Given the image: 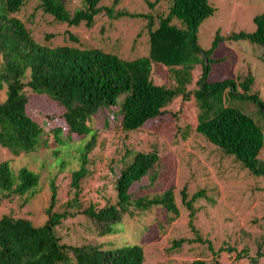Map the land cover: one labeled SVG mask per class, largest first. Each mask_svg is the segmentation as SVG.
<instances>
[{
  "label": "trees",
  "instance_id": "16d2710c",
  "mask_svg": "<svg viewBox=\"0 0 264 264\" xmlns=\"http://www.w3.org/2000/svg\"><path fill=\"white\" fill-rule=\"evenodd\" d=\"M162 1L169 3L168 12L157 15L158 24L154 27L149 14L117 10L118 0L110 7L100 6L101 0H80L72 12L62 0H0V204L7 201L24 208L41 189L42 173L26 165L15 168L16 160L51 151L59 172L77 162L76 169H69L70 198L61 212L55 210L57 186L49 178L51 195L41 226H34L30 219L17 216L13 210L0 216V264H144L143 247L138 243L113 249L89 241L63 242L57 228L65 220L80 217L81 238L89 239V231L84 232L88 224L90 236L97 240L117 233L116 225L126 217L152 208L163 209L169 222L178 217L172 188L151 198L138 197L134 189L144 180L149 179V187L157 179L160 157L154 147L127 150L121 159L110 162L108 180L115 190L113 203L86 207L80 198L82 181L93 174L94 162L89 154L96 146L100 129L110 122L124 133H133L164 115L176 120L178 113L169 108L178 98L195 99L198 134L251 175L264 177V162L259 159L264 131L233 105L236 100L255 97L253 100L264 114V101L249 94L253 77L248 75L240 84L232 78L210 81L211 65L216 62L213 52L221 42L246 40L256 47L254 57L264 62V11L253 17V32L223 36L217 31L211 47L203 50L197 42V30L215 11L208 0H146V4L151 10ZM38 13L43 21L50 18L53 23L69 27H92L95 17L102 14L109 19H147L149 53L125 59L99 48H83L69 43L78 42L70 32H66L64 45L39 43L34 38ZM174 19L183 28L173 25ZM153 65L164 66L176 85H156L152 80ZM199 67L197 88L188 91L192 71ZM94 118H98V126L91 127L88 122ZM179 133L186 138L187 133L177 127L176 134ZM180 195L195 238L175 240L172 248L184 242L204 243L212 251L210 242L193 225V204L204 197V191H197L188 199L183 188ZM260 249L251 262L264 259ZM223 251L230 253L235 248L228 245L213 253L217 256ZM243 258H248L247 249L236 253V260ZM191 264L207 263L196 260ZM210 264L219 263L214 258Z\"/></svg>",
  "mask_w": 264,
  "mask_h": 264
},
{
  "label": "rangeland",
  "instance_id": "374dc122",
  "mask_svg": "<svg viewBox=\"0 0 264 264\" xmlns=\"http://www.w3.org/2000/svg\"><path fill=\"white\" fill-rule=\"evenodd\" d=\"M72 12L80 0H62ZM154 1V0H149ZM114 0H101L100 6L110 7ZM215 9L212 16L205 19L197 30V42L203 49L211 47L217 31L223 36L233 32H253L255 25L253 17L264 11V0H208ZM117 10L126 9L130 13L149 14L153 18L154 27L158 24L157 15L168 12L169 3L160 2L149 10L146 0H118ZM28 12L31 8L26 7ZM37 16V26L34 38L39 43L52 46L64 45L67 42L66 32L75 35L78 42L69 43L83 48H99L107 53L116 54L125 59L148 55L147 19L116 18L109 19L105 15L95 17L92 27L81 25L69 27L53 23L51 19L43 21ZM173 25L183 28L178 20ZM47 35H53L47 38ZM256 50L246 40L230 44L224 41L218 44L212 59L210 81H221L232 78L240 84L248 75L253 77L249 94L258 95L264 101V62L257 60L253 53ZM200 67L192 71V81L187 85L188 91H193L195 82L199 79ZM152 80L156 85L174 87L176 84L170 72L161 65L152 66ZM238 91L242 92L240 87ZM236 100L233 105L251 117L264 131V114L257 101ZM257 100H259L256 97ZM169 110L178 113V118L170 115L158 117L148 122L143 130L124 133L112 123L105 129H100L96 137V146L89 154L94 162L93 174H89L81 183V201L84 206L97 204L103 206L107 201L114 202L115 190L108 180L109 164L117 161L127 150L157 149L160 157L157 179L149 185V179L139 186L134 185L138 197L160 195L168 188L174 192L175 204L179 215L173 221H167L163 209L156 207L126 217L116 225L117 233L95 240L90 236L89 225L84 232L89 231V239L81 238L83 228L80 217L68 219L57 228V234L63 242L82 244L86 241L100 243L107 248H120L138 243L143 247L144 264H191L200 260L207 264L214 258L219 264H264L261 258L257 263L251 262L256 257L258 248L264 253V177L251 175L233 158L225 156L217 147L205 140L195 131L198 107L193 96L189 101L176 99ZM120 118V117H119ZM98 118L88 122L96 127ZM177 127L186 132L183 139L181 133L176 134ZM75 156V155H74ZM77 157V154H76ZM76 159V158H75ZM264 162V146L259 154ZM51 151H44L37 157H24L14 162L19 168L28 166L31 170L41 172V189L21 208L19 203L0 204V216L13 210L17 216L31 220L34 226H41L45 221L44 211L49 205L51 190L49 178L57 186V203L55 210L61 212L64 203L68 201L70 170L76 169L77 162H72L63 172H59ZM120 163V162H119ZM43 164L45 166H43ZM119 165V164H118ZM90 166V165H89ZM186 188L188 199L197 191L203 190L205 195L198 199L193 207L196 210L193 225L199 235L209 241L208 244L187 243L172 248V242L179 239L192 240L195 234L189 226V212L181 199V190ZM21 202V201H19ZM68 232V234H67ZM232 246L234 252L223 251L215 256L221 247ZM247 249L248 258L236 260V253Z\"/></svg>",
  "mask_w": 264,
  "mask_h": 264
}]
</instances>
